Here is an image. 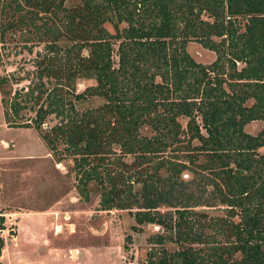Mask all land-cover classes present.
<instances>
[{
    "label": "trees",
    "instance_id": "16d2710c",
    "mask_svg": "<svg viewBox=\"0 0 264 264\" xmlns=\"http://www.w3.org/2000/svg\"><path fill=\"white\" fill-rule=\"evenodd\" d=\"M10 39L42 44L25 83L0 74L4 121L71 159L97 210L160 230L144 264H264V0H0ZM191 40L213 58L195 60ZM77 77L93 83L75 90Z\"/></svg>",
    "mask_w": 264,
    "mask_h": 264
},
{
    "label": "rangeland",
    "instance_id": "374dc122",
    "mask_svg": "<svg viewBox=\"0 0 264 264\" xmlns=\"http://www.w3.org/2000/svg\"><path fill=\"white\" fill-rule=\"evenodd\" d=\"M2 44L0 43V74L8 75L13 87L25 83V79L16 80L20 78L19 76L25 72L26 68H31L30 57L35 50L41 47L42 43L35 44L30 52L20 49L21 42L18 39L4 40ZM115 47L114 43L112 53L114 65L116 64ZM18 49L20 50L16 52ZM186 49L195 60L200 62H209L214 56L211 50L202 47L193 40L187 42ZM90 83H93V78L77 77L74 81L75 90H80ZM2 110L0 102V138H3L8 144L3 149L1 145L3 143L0 142V212H3L4 209L47 210L45 211L48 214L47 220L53 222L51 225L54 222L62 225L58 234L61 238H50L52 243L63 247L64 243H74L79 239L80 242L87 244L96 243L111 246L114 254L122 255L118 261L126 264H144L148 252L159 248L158 245L150 242L148 237L160 230L151 224H141L135 226L138 227L137 230L131 229L134 220L131 214L125 210L97 211L98 194L96 192L90 190L89 200L85 201L76 191V180L70 169L71 159L55 162L48 148L38 137L39 134L35 128L8 125L4 121ZM21 112L26 115L32 114V111L27 109L25 112ZM180 120L183 124L184 119ZM52 122L51 118L47 120L49 124ZM262 124L263 122L260 120H252L244 128L246 131L254 133ZM139 131L146 135L152 133L147 124H143ZM5 149H8L7 152ZM116 151L118 150L116 149ZM124 159L129 162L131 156L127 155ZM184 177L186 178L187 175L184 174ZM63 212L67 214L63 215ZM205 212L207 218L224 214L221 209H208ZM7 218L9 222L6 221V224H3L6 229H2L0 234L11 239L8 230L15 226L11 223L13 221L11 216L7 215ZM31 218L38 223V220L40 221L44 217L33 214ZM200 220L205 221L206 218ZM63 222H65L64 225ZM69 229L75 230L70 236ZM161 246L169 251L175 248V245L169 242H165ZM95 251L99 252L102 259L105 257V254L100 250ZM39 252L40 246L35 249V253ZM237 256L238 254H235V257Z\"/></svg>",
    "mask_w": 264,
    "mask_h": 264
},
{
    "label": "crops",
    "instance_id": "0c3cea01",
    "mask_svg": "<svg viewBox=\"0 0 264 264\" xmlns=\"http://www.w3.org/2000/svg\"><path fill=\"white\" fill-rule=\"evenodd\" d=\"M20 127L28 128V126H20ZM0 142L3 143L1 144L2 148L8 145L3 138H0ZM7 150L8 149H5V152H7ZM45 211L47 210H36V211L34 210L18 211V210H8V209L3 210L2 212V215L4 217L3 224L5 225L6 221L9 222L7 215H10L11 219L13 220L11 223H13L15 227L13 229L8 230V234L11 235V239H7L6 237L0 234V236L3 239V245L0 251V264H122L123 263L122 261H118L120 260V257H122V255H119L118 253L114 254L113 249H111V246H104L102 244H96V243L87 244L84 242H80L79 239L74 241V243L66 242L64 243L65 246L63 247L60 246L59 244L52 243L50 238H61L58 234L60 232V228L62 225L57 224L56 222H54V224L51 225L53 222L51 223L49 222V220H47L48 214ZM33 214H37L38 216L42 215L44 218L40 219V221L38 220V223H36V221L31 218ZM62 214L64 215L67 213L63 212ZM62 224L64 225L65 222H63ZM74 232H75L74 229L73 230L69 229L68 231L69 236ZM63 238L65 239V237ZM38 246H40V252L35 253V249ZM26 248L29 249L25 250ZM95 250H100V252H103L105 254V257L102 259V257L99 255V252ZM97 258H99L100 260H96Z\"/></svg>",
    "mask_w": 264,
    "mask_h": 264
},
{
    "label": "water",
    "instance_id": "95a60500",
    "mask_svg": "<svg viewBox=\"0 0 264 264\" xmlns=\"http://www.w3.org/2000/svg\"><path fill=\"white\" fill-rule=\"evenodd\" d=\"M86 52V51H85Z\"/></svg>",
    "mask_w": 264,
    "mask_h": 264
}]
</instances>
